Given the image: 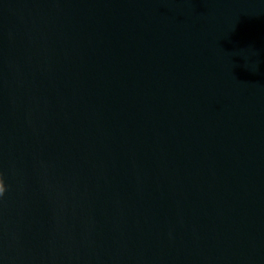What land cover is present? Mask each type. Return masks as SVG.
I'll return each mask as SVG.
<instances>
[{
  "label": "water",
  "instance_id": "95a60500",
  "mask_svg": "<svg viewBox=\"0 0 264 264\" xmlns=\"http://www.w3.org/2000/svg\"><path fill=\"white\" fill-rule=\"evenodd\" d=\"M0 264H264V0H0Z\"/></svg>",
  "mask_w": 264,
  "mask_h": 264
},
{
  "label": "clouds",
  "instance_id": "9594fccd",
  "mask_svg": "<svg viewBox=\"0 0 264 264\" xmlns=\"http://www.w3.org/2000/svg\"><path fill=\"white\" fill-rule=\"evenodd\" d=\"M5 189L3 188L2 185H0V195H2L4 193Z\"/></svg>",
  "mask_w": 264,
  "mask_h": 264
}]
</instances>
